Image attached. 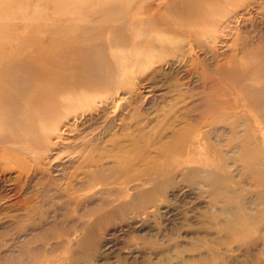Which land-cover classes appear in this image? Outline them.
<instances>
[{
    "label": "rangeland",
    "instance_id": "obj_1",
    "mask_svg": "<svg viewBox=\"0 0 264 264\" xmlns=\"http://www.w3.org/2000/svg\"><path fill=\"white\" fill-rule=\"evenodd\" d=\"M23 60L0 264H264V0H0Z\"/></svg>",
    "mask_w": 264,
    "mask_h": 264
},
{
    "label": "bare ground",
    "instance_id": "obj_2",
    "mask_svg": "<svg viewBox=\"0 0 264 264\" xmlns=\"http://www.w3.org/2000/svg\"><path fill=\"white\" fill-rule=\"evenodd\" d=\"M27 64L30 63L27 62ZM25 65V60L20 61L15 65L8 64L6 66V72L8 73L7 75H4V73L0 71V173H4L6 171L4 165H8L5 163L6 159L4 160L3 154L9 156L7 159H10V156H13L12 154L16 155L17 152L25 153L28 152L27 150H30L28 147H34L37 133L35 126L36 121L38 120L41 124L44 120V122H46L45 118L48 115L50 116L52 111L57 109L56 100L53 99V101L50 103V99L47 101L46 97L37 96V93L32 94V96H29L25 99L26 95L29 93L34 84L24 78L22 74H20ZM80 93L82 92L80 91ZM59 98L61 101H65L64 97H58L57 100ZM258 105L259 106L257 107L261 111H264V98H261L258 101ZM36 108L38 109L37 112L41 111V115L38 118L35 116L36 113H30L35 111ZM46 111L47 113L44 114ZM21 114L24 116L21 117ZM31 158L35 159V156L31 154ZM16 178L20 180V177ZM27 178L28 177L26 176V179Z\"/></svg>",
    "mask_w": 264,
    "mask_h": 264
}]
</instances>
